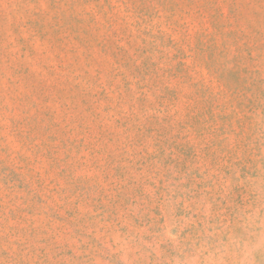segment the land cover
<instances>
[{
  "label": "rangeland",
  "instance_id": "obj_1",
  "mask_svg": "<svg viewBox=\"0 0 264 264\" xmlns=\"http://www.w3.org/2000/svg\"><path fill=\"white\" fill-rule=\"evenodd\" d=\"M0 264H264V0H0Z\"/></svg>",
  "mask_w": 264,
  "mask_h": 264
}]
</instances>
